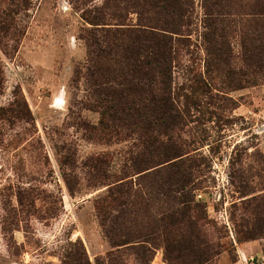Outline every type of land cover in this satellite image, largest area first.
<instances>
[{
	"label": "rangeland",
	"instance_id": "rangeland-1",
	"mask_svg": "<svg viewBox=\"0 0 264 264\" xmlns=\"http://www.w3.org/2000/svg\"><path fill=\"white\" fill-rule=\"evenodd\" d=\"M263 4L228 0L213 18L228 65L207 72L191 0L171 63L182 119L160 146L142 142L128 53L165 16L135 0H0V264H264ZM196 76L210 91H189ZM180 196L201 206L169 225ZM190 230L208 262L180 257Z\"/></svg>",
	"mask_w": 264,
	"mask_h": 264
},
{
	"label": "trees",
	"instance_id": "trees-1",
	"mask_svg": "<svg viewBox=\"0 0 264 264\" xmlns=\"http://www.w3.org/2000/svg\"><path fill=\"white\" fill-rule=\"evenodd\" d=\"M228 0H203V8L205 10L204 27L208 28L205 34L207 41L206 53V71L216 68L218 62L228 65V55L226 52L216 47L212 38L214 19L220 15L226 8ZM191 0H135V8L140 12L149 11L151 15L158 13L166 17V22L161 25L159 31L150 29L135 28L132 36L135 39V46L129 51L128 56H133L135 70V94L142 93L148 103L149 120H146L149 133L141 131L144 138L143 144L151 142L155 145L163 146L167 141L169 134L167 133L171 126L180 124L182 119L181 112L176 108L174 100L171 97V63L173 60L174 43L175 41L183 40L182 26L186 24ZM260 11L264 13V4ZM92 24H99L93 23ZM149 28H157L150 22L141 24ZM175 35V39L173 38ZM261 55L259 56V59ZM263 72V69H261ZM251 84H255V80H251ZM210 83L203 81L197 76L193 79L192 85L189 86V91H210ZM138 108H135V114H139ZM151 122L157 125L156 129H152ZM159 125V126H158ZM143 130V129H141ZM155 133L152 134V131ZM161 136L165 137V141L159 140ZM182 189V188H181ZM191 199L188 196H180L178 203L181 205L179 212L175 213L177 217L172 215L169 217V225H177L182 223L185 212L194 209L196 206H201L199 203L190 205ZM178 214V215H177ZM182 218H180V217ZM197 227V224L194 225ZM189 225L188 228H194ZM180 243V244H179ZM180 247V257H184L186 251L194 248L200 249L198 256L201 260L209 261L206 254L208 251L209 242L206 238L197 233L190 232L186 236H180L178 240Z\"/></svg>",
	"mask_w": 264,
	"mask_h": 264
}]
</instances>
